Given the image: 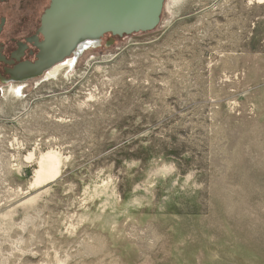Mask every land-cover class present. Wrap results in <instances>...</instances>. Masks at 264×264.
Here are the masks:
<instances>
[{"label": "rangeland", "instance_id": "rangeland-1", "mask_svg": "<svg viewBox=\"0 0 264 264\" xmlns=\"http://www.w3.org/2000/svg\"><path fill=\"white\" fill-rule=\"evenodd\" d=\"M79 57L0 85V264H264V1L166 0Z\"/></svg>", "mask_w": 264, "mask_h": 264}, {"label": "water", "instance_id": "water-1", "mask_svg": "<svg viewBox=\"0 0 264 264\" xmlns=\"http://www.w3.org/2000/svg\"><path fill=\"white\" fill-rule=\"evenodd\" d=\"M166 0H52L43 18L46 42L34 65L37 72L75 55L83 47L97 46L104 35L132 36L157 29ZM26 69V70H25Z\"/></svg>", "mask_w": 264, "mask_h": 264}, {"label": "flooded vegetation", "instance_id": "flooded-vegetation-1", "mask_svg": "<svg viewBox=\"0 0 264 264\" xmlns=\"http://www.w3.org/2000/svg\"><path fill=\"white\" fill-rule=\"evenodd\" d=\"M51 5L52 0H0V85L27 87L60 64L50 67L39 77L36 71L22 70L39 61L42 54L41 45L46 42L42 33L43 18ZM124 37L106 34L97 46H100L105 38L114 43L116 39Z\"/></svg>", "mask_w": 264, "mask_h": 264}, {"label": "bare ground", "instance_id": "bare-ground-1", "mask_svg": "<svg viewBox=\"0 0 264 264\" xmlns=\"http://www.w3.org/2000/svg\"><path fill=\"white\" fill-rule=\"evenodd\" d=\"M258 2L262 3L264 0H257ZM90 47H83L78 52L73 55L77 56L71 60L65 61L56 65L54 68L49 70L47 74L42 78L43 81L49 80H56L59 79L61 75H64L67 72H72L75 70L77 65L79 55L81 56L84 51L89 49ZM72 57V56H71ZM70 57V58H71ZM69 59V58H68ZM42 81V80H41ZM10 92L15 95L22 94L24 89L26 88L23 85H10ZM9 90V89H8ZM9 92V91H8ZM5 93V92H4ZM90 100L93 99V94H90ZM33 155L31 154L29 158H32ZM39 161V169L36 172L35 184L36 185H44L52 179H55L60 174V166H61V156L56 151H49L38 160Z\"/></svg>", "mask_w": 264, "mask_h": 264}]
</instances>
